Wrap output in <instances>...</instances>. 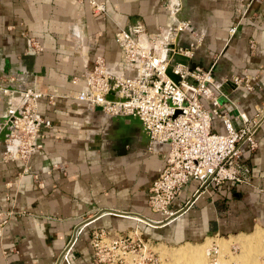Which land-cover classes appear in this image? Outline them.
<instances>
[{
    "label": "crops",
    "instance_id": "crops-1",
    "mask_svg": "<svg viewBox=\"0 0 264 264\" xmlns=\"http://www.w3.org/2000/svg\"><path fill=\"white\" fill-rule=\"evenodd\" d=\"M101 1L105 11L94 13L87 0H0V85L53 95L52 102L37 99L51 122L41 147L25 162L0 159V264H96L89 241L95 228L156 244L183 242L171 248L264 230V120L256 148L239 157L247 181L225 179L199 191L187 181L169 204L176 213L160 221L146 196L165 145L148 144L134 123L72 97L95 54L121 68L117 27L140 23L152 36L184 20L179 41L194 43L191 64L210 69L221 109L238 125L237 111L251 118L264 109V0H252L240 18L237 0H171L174 13L167 0ZM233 76L241 81L233 84ZM6 92L0 87V114ZM213 119L222 131L220 118Z\"/></svg>",
    "mask_w": 264,
    "mask_h": 264
},
{
    "label": "built area",
    "instance_id": "built-area-1",
    "mask_svg": "<svg viewBox=\"0 0 264 264\" xmlns=\"http://www.w3.org/2000/svg\"><path fill=\"white\" fill-rule=\"evenodd\" d=\"M237 1L240 18L247 13L252 0ZM87 2L92 12L105 11L103 1ZM173 6L176 11L177 1ZM185 27L186 22L179 21L171 31L162 29L152 36L144 32L140 23L117 27L114 38L120 49L121 68L110 69L103 55L95 54L90 67L81 74V87L72 95L75 100L99 106L106 115L137 120L138 130L147 137L148 144L165 145L163 161L148 185L146 196L148 208L160 215L157 219L160 221L176 213L178 209H170L169 204L187 181L197 183L196 191L225 179L247 181L248 167L239 157L244 148H256L254 133L264 120V109L256 108L251 118L243 111H237L236 117L240 121L233 125L221 109L218 88L212 82L209 68L202 70L194 66L187 70L176 61L171 70L177 79L165 71L174 53L191 55L187 47H175L176 33ZM32 41L35 49H41L36 41ZM166 51H169L167 58L164 57ZM78 80L76 75L70 79L72 83ZM230 81L237 84L241 78L233 76ZM0 87L9 96L3 112L9 130L2 140L0 159L25 162L35 149L41 147L42 128L51 123L38 110L37 99L46 95L52 102L53 95L29 88ZM202 100L207 104L203 105ZM213 116L220 118L222 131L211 129ZM144 240L128 234L113 235L103 228L92 229L89 237L96 264H156L155 251L144 250ZM68 246L62 253L65 261ZM235 247L230 245L229 248L233 251ZM205 252L207 264H237L234 259H223L227 255L220 253L214 239ZM259 264H264V253L259 256Z\"/></svg>",
    "mask_w": 264,
    "mask_h": 264
},
{
    "label": "rangeland",
    "instance_id": "rangeland-1",
    "mask_svg": "<svg viewBox=\"0 0 264 264\" xmlns=\"http://www.w3.org/2000/svg\"><path fill=\"white\" fill-rule=\"evenodd\" d=\"M118 68H120V65H118ZM213 118H215V116H213ZM211 129L215 131L221 130V128H219V126L215 122V119H213L212 121ZM210 241L211 239H208L205 244H202L200 246H190V249L197 251L194 256L185 258L183 261H180L179 259L173 260L171 257L172 254L178 251V248L171 247L180 245L183 242L170 245L162 243L156 244L155 241L144 240V250L150 249L155 251L153 255H155L157 258L156 264H207L205 250L207 249ZM215 242L218 243L220 247V253L227 255V257H223V259H234L237 264H259V256L264 253V230L256 232L255 234L249 236H234L227 239H217L215 240ZM230 245L236 246L233 251L230 250Z\"/></svg>",
    "mask_w": 264,
    "mask_h": 264
},
{
    "label": "water",
    "instance_id": "water-1",
    "mask_svg": "<svg viewBox=\"0 0 264 264\" xmlns=\"http://www.w3.org/2000/svg\"><path fill=\"white\" fill-rule=\"evenodd\" d=\"M169 7H170V12L171 13H174L175 12V9H174V6H173V3L171 2V0H169ZM180 22H186L184 20L180 21ZM176 24L174 25H168L167 27H165V32H169L171 31L174 27H175ZM186 26H187V23H186ZM182 32V30H179L177 31L176 33V37H175V47L178 48L179 46H182V47H187L189 50H191V55L190 56H183L181 54H178V53H174L171 57V59L168 61V64L166 66V72L173 78V79H177V75L175 73L172 72L171 68H172V65H173V62H180L181 64H183L187 70H190L192 69L194 66H198L196 64H191V56L193 54V50H194V43L193 42H189L187 44H184L182 45V43L179 41V35L180 33ZM170 45V44H169ZM164 52V51H163ZM168 52L169 51H166L164 53V57L167 58L168 56ZM199 67V66H198ZM202 70H205L203 68H201ZM207 69V68H206ZM209 73L211 75V78H212V82L216 85L217 88H219V85L216 83L210 69H209ZM186 79L190 80V81H193L195 82L190 76H186ZM5 87H9V88H14L13 86H10V85H3ZM16 88V87H15ZM99 108V106H96ZM106 115V114H105ZM111 118H118V119H123V116L121 115H111V116H108ZM5 119H6V115H4L3 113L0 114V141L2 142L3 138L5 137V134L8 132L9 130V127H8V122H5ZM131 123H134L136 125V127L138 128V121L137 120H130ZM138 134L140 136L141 139H145V141H147V137L143 134V132L139 131L138 130ZM153 143V142H152Z\"/></svg>",
    "mask_w": 264,
    "mask_h": 264
},
{
    "label": "bare ground",
    "instance_id": "bare-ground-1",
    "mask_svg": "<svg viewBox=\"0 0 264 264\" xmlns=\"http://www.w3.org/2000/svg\"><path fill=\"white\" fill-rule=\"evenodd\" d=\"M178 251L176 253L172 254V259H179L180 261H183L185 258H189L190 256H194L197 250H192L189 247L184 248H178Z\"/></svg>",
    "mask_w": 264,
    "mask_h": 264
}]
</instances>
